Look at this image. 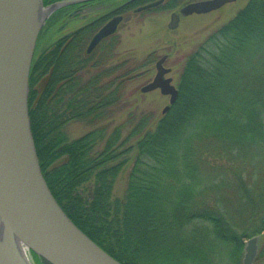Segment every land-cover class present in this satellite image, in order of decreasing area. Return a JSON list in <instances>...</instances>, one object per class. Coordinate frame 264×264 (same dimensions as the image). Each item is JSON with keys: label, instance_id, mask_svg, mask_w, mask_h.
<instances>
[{"label": "trees", "instance_id": "1", "mask_svg": "<svg viewBox=\"0 0 264 264\" xmlns=\"http://www.w3.org/2000/svg\"><path fill=\"white\" fill-rule=\"evenodd\" d=\"M67 40L34 53L27 99L40 170L67 217L121 264H242L244 241L264 234V0L192 52L159 118L112 125L131 71L106 49L87 55L81 34ZM70 120L94 128L70 139Z\"/></svg>", "mask_w": 264, "mask_h": 264}, {"label": "water", "instance_id": "2", "mask_svg": "<svg viewBox=\"0 0 264 264\" xmlns=\"http://www.w3.org/2000/svg\"><path fill=\"white\" fill-rule=\"evenodd\" d=\"M81 1L88 0H61L46 6L42 0H0V223L8 242H0V264H31L17 252L14 240L48 264H121L77 228L58 205L40 170L30 129L29 72L38 36L54 10ZM234 1L192 2L180 14H204ZM120 20L115 17L101 28L88 52L112 34ZM176 23L173 14L169 28ZM166 57L156 62L153 79L140 88L142 93L158 89L169 96L162 114L178 96L172 79L166 77L170 72L163 66ZM257 251L258 236L246 240L242 264H254Z\"/></svg>", "mask_w": 264, "mask_h": 264}, {"label": "rangeland", "instance_id": "3", "mask_svg": "<svg viewBox=\"0 0 264 264\" xmlns=\"http://www.w3.org/2000/svg\"><path fill=\"white\" fill-rule=\"evenodd\" d=\"M246 2L247 0H236L212 12L181 17L174 29H167L169 22L167 10L151 9L135 15L128 13L113 37L114 39L105 44L108 46L104 52L109 59L111 58L109 65L125 62L124 67L131 71L123 83L122 92L125 103L122 109H114L115 120L112 121V125H120L126 117L128 119V116H131L129 113L134 112L147 113L152 118L162 116L163 108L168 105V96L160 94L158 89L146 93L140 92V88L153 79L156 72V61L163 55L167 56L163 65L170 69L168 76L172 78V84L177 86L187 58L209 35L226 24ZM168 7L170 6L167 5ZM79 22L80 20L76 18L67 23L69 26L57 29L54 28L52 22L45 23L44 30L40 33L41 37L37 40L35 52L48 50L58 38L73 30ZM117 75L119 74H115L110 79L112 80ZM92 128H94V123L89 125L84 120H70L64 125V131L70 139ZM124 185V178L120 176L115 183L116 195L121 194ZM258 247V251L264 247V234L259 235ZM27 254L32 263L31 253L27 251ZM263 260L257 257L254 263L260 264Z\"/></svg>", "mask_w": 264, "mask_h": 264}, {"label": "flooded vegetation", "instance_id": "4", "mask_svg": "<svg viewBox=\"0 0 264 264\" xmlns=\"http://www.w3.org/2000/svg\"><path fill=\"white\" fill-rule=\"evenodd\" d=\"M57 1H61V0L47 2L45 6L55 3ZM169 1L171 0H152L149 2H142V0H88V1H81V2H72V3H67L66 5H63L57 8L56 10H54L48 17L47 19L48 21L46 20L45 23L50 24V22H52L54 28L57 29L59 27L65 28L66 26H69L67 23H69V21L72 22L73 19L77 18L78 20H80V22L74 26L75 28L73 30H71L68 33H65L62 37H65L66 39H68L66 43H69L71 39H74V37L80 36L81 34V37L86 39L84 51L87 55H90L93 53H100L102 50L107 48L108 45H105V44L109 40L114 39L113 37L115 36L116 32L118 31L123 21L126 19L128 13L135 15L137 13H142V12H145L151 9L167 10L169 12V22L167 24V29H170L169 24L172 21L173 14L176 15L177 23H178V20L181 17L189 16V15H186V16L181 15L180 9L189 3L197 2L201 0H183L181 4H179L178 6H175L174 8H166V5L168 4ZM155 2H159V3L153 7H149L143 10H138L141 7H144L148 4L155 3ZM90 14H94V15L92 16ZM193 14H190V15H193ZM115 17H121V20L119 21L116 27V30L112 34H109L108 36L102 38L88 52V46L92 38L94 37V35L97 32H99L101 28H103L108 22H110ZM177 23H176V26H177ZM43 30H44V27L41 29L40 33ZM40 37L41 36L39 34L38 39ZM64 46L65 45L60 46V48L63 49ZM31 259H32V264H48L44 260L35 256L34 254L31 255Z\"/></svg>", "mask_w": 264, "mask_h": 264}, {"label": "bare ground", "instance_id": "5", "mask_svg": "<svg viewBox=\"0 0 264 264\" xmlns=\"http://www.w3.org/2000/svg\"><path fill=\"white\" fill-rule=\"evenodd\" d=\"M41 13V12H40ZM44 14V12H43ZM0 242L4 245H7L8 242H6V237L4 234V231L2 229V225L0 223ZM13 245L15 246V249L17 250V252L22 255L23 258H25L27 261L30 260L29 259V255L27 254V250L26 247L24 245H22L18 240H14Z\"/></svg>", "mask_w": 264, "mask_h": 264}]
</instances>
